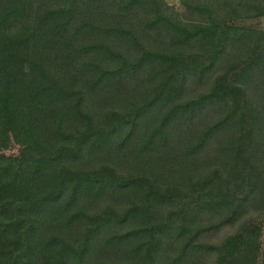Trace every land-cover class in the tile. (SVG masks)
<instances>
[{
	"label": "trees",
	"instance_id": "16d2710c",
	"mask_svg": "<svg viewBox=\"0 0 264 264\" xmlns=\"http://www.w3.org/2000/svg\"><path fill=\"white\" fill-rule=\"evenodd\" d=\"M180 3L0 0V264H264V0Z\"/></svg>",
	"mask_w": 264,
	"mask_h": 264
},
{
	"label": "rangeland",
	"instance_id": "374dc122",
	"mask_svg": "<svg viewBox=\"0 0 264 264\" xmlns=\"http://www.w3.org/2000/svg\"><path fill=\"white\" fill-rule=\"evenodd\" d=\"M168 3H170L171 5L176 6L178 9L182 8V5L180 3V0H166ZM244 25L255 28V29H259V30H264V17L258 18V19H254V20H250V21H245L243 22ZM30 149H25L24 151H27ZM8 153H12L15 155H21L22 154V150L19 146H15L13 147L10 151H8ZM231 229H227L224 230V232L221 234V236L225 235V234H229L231 233ZM220 237V236H219ZM217 238H215L216 240Z\"/></svg>",
	"mask_w": 264,
	"mask_h": 264
}]
</instances>
